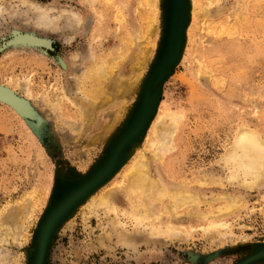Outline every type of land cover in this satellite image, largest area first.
<instances>
[{"label":"rangeland","instance_id":"374dc122","mask_svg":"<svg viewBox=\"0 0 264 264\" xmlns=\"http://www.w3.org/2000/svg\"><path fill=\"white\" fill-rule=\"evenodd\" d=\"M177 1L0 0V222L17 233L0 243V264H238L257 252L251 264H264V177L253 186L231 177L238 130L264 140V0H183L176 62L131 130ZM99 66L107 74L96 82ZM161 124L169 140L157 148ZM113 151V171L42 242L50 206ZM143 156L163 187L197 198L175 219L162 209L170 195L147 200L161 230L150 238L152 223L131 216L142 199L126 178Z\"/></svg>","mask_w":264,"mask_h":264},{"label":"bare ground","instance_id":"6f19581e","mask_svg":"<svg viewBox=\"0 0 264 264\" xmlns=\"http://www.w3.org/2000/svg\"><path fill=\"white\" fill-rule=\"evenodd\" d=\"M26 3H28V1ZM28 5L31 7L32 2H29ZM36 7H38V6H36ZM179 18L180 19H179V22H178L177 27H176V30L178 32L180 29L181 30L183 29V25H184L181 15ZM181 21H182V23H181ZM172 56H173V54H172ZM170 61L173 62L172 57L170 58L169 62ZM101 67L100 66L94 67L92 69V71H90V73H89V75L91 73H93L96 82H101L102 78H104V76H106V74H107L106 71L103 70V68H101ZM159 68L160 67L156 68L155 71L153 72V76L156 75L154 78V81L156 82V84L163 77V72L165 73V71H163V72L160 71V74L158 75ZM150 90H155L154 86L150 87V89L148 91H150ZM4 96H5V94L3 95V97ZM7 97H6V99H7ZM10 101H12V100H10ZM19 105L20 104H15V106H17V108L20 111H22L21 107H19ZM94 106H95L94 101H92V102L88 101L87 103L86 102L83 103L82 109H83V112H85L84 115L86 117H87V114L91 113L90 111H91L92 107H94ZM93 112L94 111H92V113ZM142 117H143L142 115H140L138 117V119H137L138 123L142 119ZM84 121H86V120H84ZM159 128H155L153 141L151 143H152V145L157 146V148H162L163 146H165L164 144L169 140V137L167 136L169 128L164 124H161V126ZM167 137H168V139H167ZM232 151H233L232 153L234 155V163L232 165V173H231L232 179H236L237 176H241L243 178L242 179L243 185L253 186V185L257 184V182L260 180V178L262 176L264 177V140L261 139L260 136L254 130H250L248 128H242L241 127L238 130V135H237L235 143L232 147ZM143 158H144V156H143ZM143 158L140 157V158L134 160L132 162V164L130 165L128 172H126L127 183L129 184L130 190L132 191L133 194H136L137 196H141V199H142V200L132 204V210H131L132 218L134 220H136L139 225H144L143 224L144 222L152 223L150 221V217H151L150 209L146 206L145 202L149 199H152L155 201H161L163 199L162 197H164L165 195H170L172 200L170 201V203L164 204V206L162 208L163 211L170 218H174V219L178 218V215H179L178 209H180L183 204L192 206V203L197 199L196 196L192 195L191 193H189L188 191H185V190H177V189L168 190L165 187H163V185L160 183V181H158L157 179H154L153 177H151L149 175V173L147 172V166L145 163L146 161H144L145 158L144 159ZM112 161H113V159H112ZM107 169H108V167L105 166L101 171L95 172L92 177H90L89 179H87L83 183V184H85L83 187H81L83 185L82 184L80 186V188L78 187V188L72 190L70 193L66 194L64 196V198L57 205L58 207L57 206H56L57 208L55 207V209L53 210V213L58 212L59 211L58 208L63 207V206H67L68 204L72 203V201L78 196V194L84 188H86L88 186L92 187L93 185L95 186V184L97 182H99L100 180L102 181L103 175L108 174L109 170H107ZM100 199H101V201H100L99 205L104 206L107 209V211L112 210L109 208L110 203H109V201H107L108 199L106 200L105 196H103ZM12 209H14V208H12ZM11 212L8 215L13 216V214L16 213V210H13V213H11ZM50 214H52V212ZM50 216H49V218H50ZM152 217H155L156 219H160L161 218V212L155 213ZM12 218H16V217L13 216ZM116 224H119V223L117 222ZM153 224L154 223H152L151 225H148V228H147V230H149V231L151 230V232L148 231L149 232L148 233L149 238L152 235L154 237L155 235L158 236V234L161 233L160 228L155 229V227H153L154 226ZM216 224H218V223H216ZM173 225H174V223H173ZM162 232H164V231L162 230ZM168 233H167L168 235H166V236L170 237V238H174L176 235V234L174 235L173 229L171 227L168 228ZM7 237H11L15 240V239H17V233L12 232L10 225L6 224L5 221L4 222L1 221L0 222V243L4 242V241H8Z\"/></svg>","mask_w":264,"mask_h":264},{"label":"water","instance_id":"95a60500","mask_svg":"<svg viewBox=\"0 0 264 264\" xmlns=\"http://www.w3.org/2000/svg\"><path fill=\"white\" fill-rule=\"evenodd\" d=\"M184 10H185V6L183 3V0H178L177 1V6L175 8V12H174V17H173V21L169 30V38H168V42H167V53L164 57V59L160 62V64L156 67H160V68H164L165 73L163 72V77L160 79V81L156 84V82L154 81L155 76L150 77L151 79H149L150 81L148 82V86L146 87L145 91H144V95H143V101H142V110H140L139 113H137L135 115V117L132 120L131 123V130H138L139 128L142 127L145 119H146V112L144 111V106L146 105L147 102H149L151 99L154 98V96L157 94V92L159 91V85L160 83L165 79L166 75L169 72V69L171 68V66L174 65V63L176 62L175 60L177 59V55H178V51L181 45V34L183 30H179V32L176 30L177 24L179 22V17L180 15L182 16V21L184 24V20H185V16H184ZM179 14V15H178ZM181 21V23H182ZM184 28V25H183ZM173 54V56H172ZM172 57L173 62H169L170 58ZM155 68V69H156ZM158 72V71H157ZM156 72V73H157ZM154 86L155 90H150V87ZM139 114H141L143 116L142 121L138 124L137 123V118L139 117ZM113 159V163L111 165H109V171L108 174H104L102 179L105 180V178L113 171V169L116 167V163H117V158H116V152L113 151L112 153H110L109 157L100 165V167L97 169V171H101L109 162H111V160ZM94 172V173H95ZM93 173V174H94ZM93 174L90 176L92 177ZM102 180V181H103ZM101 183V180L99 182H97L95 184V186L93 185L92 187L88 186L86 188H84L83 190H81V192L78 194V196L72 201V203L68 204L67 206H63L58 208L59 211L56 213H53V210L55 209V207L59 204V202L64 198V196L66 194H68L71 190L64 192L51 206L50 208L47 210V212L45 213V217H43V219L41 220V222L39 223V231H40V240L42 242H45L51 229L53 228V226L55 225V223L58 221V219L64 214L66 213L71 207H73L75 205V203L77 201H79L86 193H88L90 190H92L93 188H95L98 184ZM83 184V183H82ZM85 184H83L81 187H83ZM78 187V186H77ZM80 188V187H79ZM58 207V206H57ZM56 207V208H57ZM52 212V214H50ZM51 216H50V215ZM50 216V218H49ZM43 255V252H41L40 257ZM262 256L261 252H257L253 255H250L246 258H244L240 263L238 264H251L253 263L255 260L259 259ZM39 264V262H38Z\"/></svg>","mask_w":264,"mask_h":264}]
</instances>
